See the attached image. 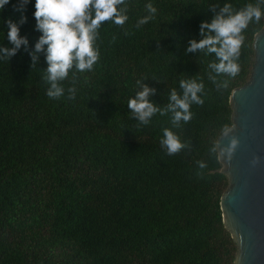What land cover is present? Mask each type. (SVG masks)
I'll use <instances>...</instances> for the list:
<instances>
[{
  "label": "trees",
  "instance_id": "1",
  "mask_svg": "<svg viewBox=\"0 0 264 264\" xmlns=\"http://www.w3.org/2000/svg\"><path fill=\"white\" fill-rule=\"evenodd\" d=\"M149 2L157 14L136 28ZM225 2L255 0H127L123 28L99 29L93 70L72 69L60 82L64 95L50 99L44 51L31 68L41 33L29 0L20 25L27 47L0 60V264H233L236 246L220 210L227 179L209 149L232 126L229 96L250 78L264 18L244 32L241 71L227 89L208 79L214 54L186 52L189 40L201 39L200 22H210L209 7ZM17 3L0 10V48L13 47L5 20L20 19ZM142 77L155 89L149 101L162 109L170 89L182 94L180 79L202 78L204 104L191 106L187 124L173 125L168 112L138 126L127 102ZM164 128L187 145L180 153L161 147Z\"/></svg>",
  "mask_w": 264,
  "mask_h": 264
},
{
  "label": "clouds",
  "instance_id": "2",
  "mask_svg": "<svg viewBox=\"0 0 264 264\" xmlns=\"http://www.w3.org/2000/svg\"><path fill=\"white\" fill-rule=\"evenodd\" d=\"M8 3L9 0H0V10ZM28 3L29 0H18L14 6V11L21 12L18 21L14 22L10 18L5 20L7 39L13 47L0 48V60L9 62L21 45L27 47V39L20 35V25L27 20L23 12ZM34 9L35 30L41 35L34 45V50L29 53L31 68L36 65V53L44 51L47 68L42 79L50 85L46 91L50 99H58L64 95L65 89L60 82L68 78L72 69L78 72L93 70L100 58L97 40L101 26L111 22L123 28L129 19L127 0H35ZM145 9L148 14L137 19L136 28L149 23L157 14V8L151 2L145 4ZM209 10L213 12L210 22L201 21L199 25L198 34L201 39L189 40L186 52L200 51L205 55H215L216 60L208 65V79L215 84L217 91H222L228 88L230 79L235 78L241 71L238 61L245 42L244 32L250 23H259L264 18V0H255L254 3L249 2L240 7L228 2L222 5L213 4ZM220 75H226L229 79L217 80ZM142 79L146 77L136 81L140 90L127 102V108L139 122L138 126L149 124L157 113L163 116L168 112L172 113L173 125L181 121L187 124L192 119L191 106L204 104L202 97L205 95V85L202 78L180 79L179 88L182 94H178L176 88L170 89V102L163 109L149 101L148 97L155 89L141 84ZM67 91L68 99H75V86ZM234 129L235 126L227 125L222 128L221 137L226 138L228 142L224 146L219 142L213 143L209 149L211 155L216 156L218 153V159L231 161L239 146L238 138L230 135ZM160 145L166 149L168 155L178 154L187 146L169 128L163 129ZM260 161V156L253 155L249 163L255 167ZM197 164L201 170L207 167L203 161H197ZM238 260L239 257L237 264Z\"/></svg>",
  "mask_w": 264,
  "mask_h": 264
},
{
  "label": "water",
  "instance_id": "3",
  "mask_svg": "<svg viewBox=\"0 0 264 264\" xmlns=\"http://www.w3.org/2000/svg\"><path fill=\"white\" fill-rule=\"evenodd\" d=\"M254 63L249 80L229 96L230 135L239 146L230 162L218 159L227 179L220 199L222 222L236 246L233 264H264V25L252 41ZM231 126V127H232ZM222 135V134H221ZM218 137L221 146L227 139ZM218 155V153H217ZM253 155L261 157L252 167Z\"/></svg>",
  "mask_w": 264,
  "mask_h": 264
}]
</instances>
